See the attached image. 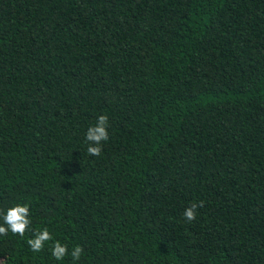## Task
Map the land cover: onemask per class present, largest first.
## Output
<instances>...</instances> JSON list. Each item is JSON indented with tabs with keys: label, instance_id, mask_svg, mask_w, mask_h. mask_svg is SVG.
<instances>
[{
	"label": "trees",
	"instance_id": "trees-1",
	"mask_svg": "<svg viewBox=\"0 0 264 264\" xmlns=\"http://www.w3.org/2000/svg\"><path fill=\"white\" fill-rule=\"evenodd\" d=\"M24 204L3 264H73L44 228L76 264H264V0H0V226Z\"/></svg>",
	"mask_w": 264,
	"mask_h": 264
},
{
	"label": "clouds",
	"instance_id": "clouds-1",
	"mask_svg": "<svg viewBox=\"0 0 264 264\" xmlns=\"http://www.w3.org/2000/svg\"><path fill=\"white\" fill-rule=\"evenodd\" d=\"M109 120L107 115H101L97 118L94 126H90L86 132V141L89 142L87 149L89 155L99 156L102 152L103 142H107L109 139V133L107 131L109 127ZM203 207V202L192 203L190 207L186 208L183 216L187 222H192L197 217V208ZM30 208L29 205H15L7 209L6 214H3V225L0 226V236H7L9 231L13 235H19L24 237L26 232L30 230ZM48 242L51 244V254L57 260L61 261L69 254L72 257L73 264L78 262L84 252V249L77 245L71 253H69L68 246L62 244L59 241L54 240L53 235L47 228L37 230L33 233V238L27 240V244L31 251L39 253L44 250L45 245ZM0 264H3V260H0Z\"/></svg>",
	"mask_w": 264,
	"mask_h": 264
}]
</instances>
